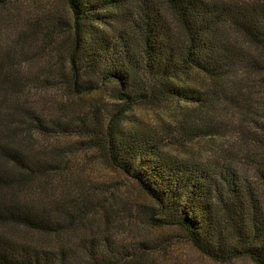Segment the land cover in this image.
Here are the masks:
<instances>
[{"label":"trees","instance_id":"1","mask_svg":"<svg viewBox=\"0 0 264 264\" xmlns=\"http://www.w3.org/2000/svg\"><path fill=\"white\" fill-rule=\"evenodd\" d=\"M11 1L0 0V10ZM64 2L69 20L49 10L27 16L13 52L7 50L0 62V264H133L147 248L106 235L83 236L56 248L10 236L9 227L59 233L81 216V208L71 209L72 204L23 195L28 183L53 168L54 154L23 144L21 135L31 132L87 137L88 146L103 149L148 199L141 209L146 222L177 228L211 259L244 257L264 264V157L246 151L252 160L248 171L237 163V152L177 157L164 150L163 137L154 130L122 121L134 105L173 102L178 109L168 132L174 143L217 134V120L204 110L206 90L196 88L192 76L218 85L253 66L264 79V0ZM230 30L260 54L252 57L239 48ZM33 42L46 59L41 78L55 74L75 94L110 83L112 106L93 104L64 120L27 105L29 79L40 76L21 67L25 47ZM253 139L264 147L263 137Z\"/></svg>","mask_w":264,"mask_h":264},{"label":"rangeland","instance_id":"2","mask_svg":"<svg viewBox=\"0 0 264 264\" xmlns=\"http://www.w3.org/2000/svg\"><path fill=\"white\" fill-rule=\"evenodd\" d=\"M46 10L53 17L69 20L64 0H12L0 10V62L4 60L7 50L13 52L11 47L22 32L20 25L23 20L29 15L43 14ZM229 36L252 57L260 54L257 48L247 44L232 30ZM36 43L25 47L23 58L26 60L21 65L29 75H40L38 79H29L30 86L23 98L27 105L47 118L63 117L64 120L88 110L93 104L112 106L114 100L110 97V83L103 84L93 92L75 94L58 81L55 74L51 76L49 73L41 78L45 75L41 72L46 59ZM254 69L253 66L244 67L234 77L218 85L202 75L192 76V84L206 90L203 93L208 101L205 113L219 124L218 133L213 136L174 143L168 132V125L174 124L172 114L178 109L173 102L134 105L122 116L123 124L154 130L163 137L164 150L174 156L183 158L215 152L227 155L228 152H237V163L241 168L251 170L252 160L245 156V152H252V156L259 160L264 157V147L260 148V143L253 139L254 136L264 139V130L257 131L255 125L257 122L264 125V79L263 73ZM21 136L23 144L54 154V159L49 160L53 165L52 170L28 183L23 188V195L49 200L54 204H72L71 209L81 208V216L59 233L9 227L10 236L48 248L73 244L89 235H106L127 245L145 244L147 248L141 259L133 264H255L244 257L227 262L211 259L181 237L177 228L156 227L146 222L141 209L142 205L148 204V199L132 178L111 165L103 149L88 146L87 137L75 134L46 136L36 132H31L25 138ZM251 149L257 153L254 155Z\"/></svg>","mask_w":264,"mask_h":264}]
</instances>
